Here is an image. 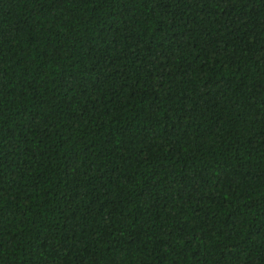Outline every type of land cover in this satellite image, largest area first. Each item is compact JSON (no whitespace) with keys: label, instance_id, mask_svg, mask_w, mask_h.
<instances>
[{"label":"trees","instance_id":"trees-1","mask_svg":"<svg viewBox=\"0 0 264 264\" xmlns=\"http://www.w3.org/2000/svg\"><path fill=\"white\" fill-rule=\"evenodd\" d=\"M0 264H264V0H0Z\"/></svg>","mask_w":264,"mask_h":264}]
</instances>
